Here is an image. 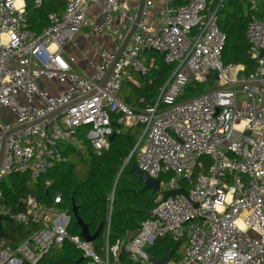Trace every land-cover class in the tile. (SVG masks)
<instances>
[{
	"label": "built area",
	"instance_id": "obj_1",
	"mask_svg": "<svg viewBox=\"0 0 264 264\" xmlns=\"http://www.w3.org/2000/svg\"><path fill=\"white\" fill-rule=\"evenodd\" d=\"M44 1L31 0V6L39 9ZM62 1L63 11L49 14L37 32L29 27L26 0H0V110L13 118H0V139L71 105L7 138L0 187L15 173L38 181L68 162L64 148L84 152L81 129L92 154L102 156L113 134L112 116L124 128L143 127L142 143L132 151L135 165L152 179L168 180L163 189L160 184L149 218L124 244L109 247L106 231L103 257L68 233L71 215L60 208V193L48 205L26 196L16 210L3 204L0 188V217L29 228L15 245L0 238V264H39L66 242L87 264H120V248L134 263L154 264L146 248L166 236L180 245L178 259L167 264H264V19L256 6L245 30L254 65L245 74L243 66L221 62L225 35L218 14L230 0H144L137 21L141 0ZM84 29L102 44H73ZM71 43L88 74L74 70V56L64 57ZM147 52L159 54L172 71L155 101L136 113L119 92L126 70L148 75ZM211 80L207 91L181 100L186 86ZM178 189L186 195L162 200L164 191ZM7 223H0L6 235Z\"/></svg>",
	"mask_w": 264,
	"mask_h": 264
},
{
	"label": "trees",
	"instance_id": "obj_2",
	"mask_svg": "<svg viewBox=\"0 0 264 264\" xmlns=\"http://www.w3.org/2000/svg\"><path fill=\"white\" fill-rule=\"evenodd\" d=\"M253 4L257 8L256 15L264 19V0H230L218 14V28L225 35V44L221 52L222 65L243 66L245 74L251 72L254 65L249 53V44L245 38L248 18L252 13L250 7ZM26 9L30 29L40 32L47 26L46 18L49 14H59L63 11L64 2L45 0L39 9H33L31 0H26ZM144 55L149 64L148 75L142 77L126 70L119 92L125 105L136 113L155 101L159 89L172 71V67L166 66L159 54L147 52ZM207 90H204L202 85L190 84L184 88L181 100L187 99L189 94L194 97ZM111 127L115 136L109 143L108 151L100 157L92 154L89 144L84 140V129L80 130L79 139L85 147V152L80 156L89 155L88 169L84 177H80L74 171L69 161L56 166L36 182H33L28 174H12L2 181L0 187L4 196L3 204L22 210L19 200L31 196L40 203L48 205L54 194L60 193L62 198L60 208L68 209L71 215L67 228L69 234L79 235L80 232L72 217L73 204L90 234H93L102 223L99 237L91 243L99 257L104 256L102 249L105 246L107 225V245L112 247L116 243L124 244L127 234L135 233L141 223L147 219L142 212H151L157 195L150 192L138 193L141 183L134 174L130 173V164L135 162V154L131 155L126 166L122 168L123 161L133 148L136 134H131L129 129L134 127L124 128L118 125L117 116L111 117ZM61 152L66 157L77 156V151L73 148H64ZM82 157L80 160L84 161ZM203 163L206 162L203 161ZM203 168L205 166L195 170L194 175ZM159 180L166 182L168 177L159 178ZM45 182H49L50 186L46 188ZM130 190L135 191V194H131ZM7 225L13 234V236L8 235L13 245L29 232L28 227H16L11 223ZM175 245L176 242L166 236L155 240L146 252L150 257L162 258L167 251L174 249L172 261L175 262L180 248V245L177 247ZM81 257V252L66 242L61 248H51L39 264H87V260L84 259L78 262ZM117 259L120 264H137L128 258L122 248L119 250ZM110 261L112 262L111 257Z\"/></svg>",
	"mask_w": 264,
	"mask_h": 264
},
{
	"label": "water",
	"instance_id": "obj_3",
	"mask_svg": "<svg viewBox=\"0 0 264 264\" xmlns=\"http://www.w3.org/2000/svg\"><path fill=\"white\" fill-rule=\"evenodd\" d=\"M143 1L144 0H141L140 2V6H139V10L137 12V18H136V21L138 20L139 18V14H140V10H141V7L143 5ZM133 29L127 34V36L125 37L122 45H121V48H120V51L121 49L123 48L124 44L127 42L130 34L132 33ZM120 51L116 54V58L118 57ZM264 56V52H260V55L259 57H262ZM114 63V62H113ZM113 63L112 65L110 66V68L108 69V71L106 72V75L103 79V81L101 82V87L104 85L105 81L107 80L111 70H112V67H113ZM214 79H216V74L213 75ZM71 105H66V106H63L55 111H53L52 113L46 115L45 117L41 118V119H38L32 123H28V124H25V125H22V126H15L13 127L12 129L4 132L1 136V139H0V166L2 164V161H3V158H4V155H5V150H6V140L7 138L15 133V132H18V131H21V130H24L25 128L27 127H31V126H34L40 122H42L43 120L45 119H48L49 117H52L62 111H64L65 109H67L68 107H70ZM114 134H112L110 137H109V142H111V140L114 138ZM130 173L134 174L137 179L140 181L141 183V188L138 190V193L142 194V193H145V192H150L151 194H157L160 190V180L159 179H152L150 178L149 176H147L144 172L140 171L135 163H131L130 165ZM131 194H135V191L133 190H130L129 191ZM179 194H182V195H186V192L183 190V189H178V190H172V191H164L162 193V200H165L167 197H175L176 195H179ZM71 213H72V217L75 221V224L79 227L80 229V232H79V236L86 242V243H93L100 235L101 233V230H102V223L99 224V226L97 227L96 231L93 233V234H90L88 232V229L86 227V225L81 221L78 213H77V209L76 207L72 204V207H71ZM147 218H149L150 216V212L148 211H145V212H142ZM1 221H7L10 223L9 220H7L6 218H1L0 217V222ZM0 238H3V239H6L7 240V236L3 233V231L1 230L0 228ZM178 243H176L175 247H177ZM174 252V249L172 250H169L167 251V253L165 254L164 257L162 258H153V257H150V260L151 262H153L154 264H167L171 261V258H172V254ZM83 261V257H81L79 259L78 262H82Z\"/></svg>",
	"mask_w": 264,
	"mask_h": 264
},
{
	"label": "crops",
	"instance_id": "obj_4",
	"mask_svg": "<svg viewBox=\"0 0 264 264\" xmlns=\"http://www.w3.org/2000/svg\"><path fill=\"white\" fill-rule=\"evenodd\" d=\"M88 41H90V42H88ZM94 43H97L98 45H100V44H102V39H100L99 37H96V36H94L93 35V33L91 32V31H89V30H86V29H84V30H82V31H80V33L78 34V35H76L75 36V38L73 39V44H78V46H79V48H91V46L94 44ZM104 45V44H103ZM91 52V51H90ZM90 55H91V57H93L94 56V53L93 52H91L90 53ZM66 56H74L75 57V59H76V64L74 65V70L75 71H77V72H81V73H86V74H88V70L86 69V67H85V64L80 60V54H79V52H78V49H74V48H72V43L71 44H69V45H67V47L65 48V51H64V57H66ZM45 86H47V87H51V85H47L46 83H43ZM1 112L3 113V114H5L6 115V118H3L2 117V119L4 120H6L7 122H10V123H13V118H12V116L8 113V112H6L5 110H1ZM131 132V134L132 133H135L136 135H135V139H134V141H133V148H132V150H131V152H130V154L128 155V157L123 161V165H122V168H124L125 166H126V164L128 163V161H129V159H130V157H131V155H132V151H133V149L136 147V145L138 144V143H142V135H143V127L142 126H137V127H134V128H132V129H129ZM77 151V150H76ZM85 152V151H84ZM84 152H82V154L84 153ZM81 155V153H79V151H77V157L78 158H81L82 156H80ZM67 159H68V161H69V157H67ZM135 163V162H134ZM131 165V164H130ZM1 223V222H0ZM7 224H10V223H7ZM107 230H108V225H107ZM5 234V233H4ZM12 235L13 236V234L10 232V233H8L6 236H7V241H9V238H8V235ZM134 233H132V234H127V237H126V240L128 239V238H130L132 235H133ZM10 235V236H11ZM3 239V238H2ZM4 240H6V239H4ZM22 240V239H21ZM10 242V241H9ZM20 242V241H19Z\"/></svg>",
	"mask_w": 264,
	"mask_h": 264
},
{
	"label": "rangeland",
	"instance_id": "obj_5",
	"mask_svg": "<svg viewBox=\"0 0 264 264\" xmlns=\"http://www.w3.org/2000/svg\"><path fill=\"white\" fill-rule=\"evenodd\" d=\"M88 42H90V41H88ZM213 80H211L210 81V83H208V84H202V86H203V88H204V90H207V89H209V85L212 83L213 84ZM158 94L159 93H157V95H156V98H157V96H158ZM191 97H193V96H191L190 94H189V97L188 98H191ZM187 98V99H188ZM1 117H3V118H6V115L5 114H3L2 112H1V110H0V118ZM5 120V119H4ZM5 122H7L6 120H5ZM89 155H83V157H82V159L84 160V161H81L80 160V158H78L77 156H75V155H71L70 157H69V163H71V165H72V167H73V169H74V171L76 172V173H78V175L80 176V177H84L85 175H86V173H87V169H88V167H87V162H88V159H89V157H88ZM163 178V177H162ZM164 184H165V182L163 181V180H161V188L163 189L164 188ZM14 226H16V225H14ZM17 227V226H16ZM148 248V247H147ZM146 248V249H147Z\"/></svg>",
	"mask_w": 264,
	"mask_h": 264
}]
</instances>
